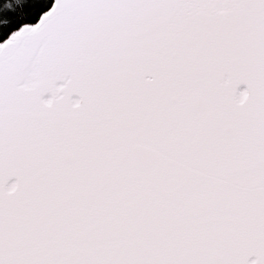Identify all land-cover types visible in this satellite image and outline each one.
Here are the masks:
<instances>
[{
  "label": "snow or ice",
  "instance_id": "snow-or-ice-1",
  "mask_svg": "<svg viewBox=\"0 0 264 264\" xmlns=\"http://www.w3.org/2000/svg\"><path fill=\"white\" fill-rule=\"evenodd\" d=\"M0 264H264V0H0Z\"/></svg>",
  "mask_w": 264,
  "mask_h": 264
}]
</instances>
